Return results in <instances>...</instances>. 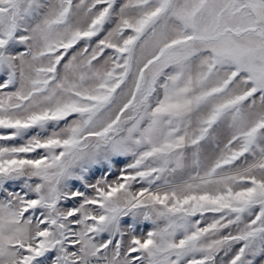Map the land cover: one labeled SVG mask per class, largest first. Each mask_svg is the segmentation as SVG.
I'll return each mask as SVG.
<instances>
[{"label":"snow or ice","instance_id":"snow-or-ice-1","mask_svg":"<svg viewBox=\"0 0 264 264\" xmlns=\"http://www.w3.org/2000/svg\"><path fill=\"white\" fill-rule=\"evenodd\" d=\"M0 264H264V0H0Z\"/></svg>","mask_w":264,"mask_h":264}]
</instances>
